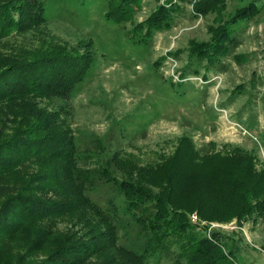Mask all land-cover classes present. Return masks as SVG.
<instances>
[{
    "label": "rangeland",
    "instance_id": "rangeland-1",
    "mask_svg": "<svg viewBox=\"0 0 264 264\" xmlns=\"http://www.w3.org/2000/svg\"><path fill=\"white\" fill-rule=\"evenodd\" d=\"M42 1L46 28L59 44L65 50L68 45L88 46L95 54L85 78L71 92L66 123L77 151L75 168L86 170L90 180L83 187L63 178L53 182L47 175L41 177L49 184H43L37 195L70 201L73 210L33 227L32 242L55 243L65 236L87 241L97 232L94 239H103L107 226L84 204L85 195L101 210L108 211L113 204L118 213L111 223L117 228L116 244L109 243L92 260L136 264L128 250L144 255L145 264H175L181 254L176 241L167 237L155 245L150 232L127 212L120 180L112 176L125 169L147 194L168 196L167 205L185 210L190 222L196 216V231L204 230L208 238L215 232L237 240L241 264H264V217L240 210L242 191L249 196L264 188V0H221L201 15L192 7L198 0H172L180 8L170 12L171 26L142 32L134 29L167 0H140L133 17L122 24L106 17L115 1ZM253 3L257 8L250 15L237 13ZM232 17L235 26L228 23ZM226 24L239 44L219 65L207 67L206 60L189 55L195 45L219 36ZM19 39L29 51L42 47L30 33ZM10 48L0 47V56ZM177 155L180 161H175ZM189 155L198 173L193 177L187 173ZM167 163L174 165L171 179L159 168ZM216 165L221 169L217 177L234 186L206 193ZM46 166L55 171L51 162L40 160L30 166L27 176ZM172 181L177 184L168 189ZM199 215L204 216L202 221Z\"/></svg>",
    "mask_w": 264,
    "mask_h": 264
},
{
    "label": "trees",
    "instance_id": "trees-1",
    "mask_svg": "<svg viewBox=\"0 0 264 264\" xmlns=\"http://www.w3.org/2000/svg\"><path fill=\"white\" fill-rule=\"evenodd\" d=\"M110 1L115 2L108 8L106 17L117 24L126 23L133 17V7L140 2ZM220 1L198 0L192 6L193 11L205 14L210 11L207 6H216ZM172 3V0H167L165 4L159 5L134 30L142 32L145 29L159 31L169 28L172 22L170 12L180 8ZM255 8L257 3L250 4L237 13L244 12L248 16ZM44 10L42 0H0V47H11L7 55L0 56V62L6 61L3 65L0 64V135L8 133L0 139V264H98L92 257L109 243L112 246L116 244L118 239L117 228L111 224L118 219L113 204L108 205V211H103L87 196L82 197L84 204L107 226L101 240L94 239V236L100 234L98 232L87 241H76L71 236H65L55 243L39 239L32 242L30 237L34 232L33 227L46 220L64 217L73 210L70 201H52L37 195V191L44 188L41 177L47 175L53 182L63 178L64 181L76 182L83 187L89 186L90 180L86 170L75 168L77 151L66 123L70 119L71 92L85 78L95 54L88 46L81 49L76 45H68L65 50L57 37L46 28ZM231 19L228 23L235 26L237 22L233 23V17ZM228 26L224 25L220 35L211 36L209 42L192 47L189 55L196 56L199 61L206 60L207 67L219 65L239 44L236 34ZM29 33L39 44L42 43L41 48L29 51V46L18 41L19 38L24 40ZM38 104L44 107L38 109ZM181 159L179 156L175 161ZM185 159L187 173L193 174L191 177L196 176L198 173L195 174L197 170L192 156ZM40 160L56 166L53 172L58 171V175L51 171V166H46L39 169L33 177H28L26 171ZM106 168L109 172V168ZM159 168L164 169V174L171 179L173 163ZM123 171L122 174L115 173L112 176L116 181L120 180L118 188L128 204L127 212L132 221L150 232L155 245L172 237L181 253L175 264H241V246L237 240L215 232L208 238L204 230L196 231L197 223L190 222L189 215L183 213L185 210L181 212L167 205L168 196L162 198L147 194L140 186V181L130 178L125 173L129 171ZM144 171L147 170H142L141 173ZM157 171L159 170H155ZM214 171L208 179L211 183L207 184L206 193L209 190L212 193L213 189L222 185L234 186L217 177V171L221 172L220 166L215 167ZM224 173L230 174L231 170H224ZM47 184L49 183L44 185ZM176 184L172 181L168 184V189ZM257 185H252V188ZM202 193L200 189V195ZM250 193L247 196L242 191L240 210L256 218L264 217V188ZM200 207L198 205L196 208L199 214L202 213ZM201 216L199 215L198 221L204 219ZM126 251L133 253L136 264L146 263L144 255ZM182 258L185 262L181 261ZM31 259L35 260L30 261Z\"/></svg>",
    "mask_w": 264,
    "mask_h": 264
},
{
    "label": "built area",
    "instance_id": "built-area-1",
    "mask_svg": "<svg viewBox=\"0 0 264 264\" xmlns=\"http://www.w3.org/2000/svg\"><path fill=\"white\" fill-rule=\"evenodd\" d=\"M191 220H192V223H196V221H197L196 216H193V217L191 218Z\"/></svg>",
    "mask_w": 264,
    "mask_h": 264
}]
</instances>
